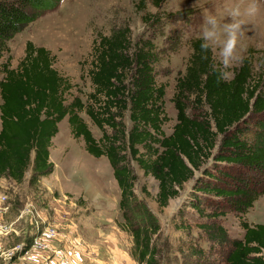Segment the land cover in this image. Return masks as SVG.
Listing matches in <instances>:
<instances>
[{
    "label": "trees",
    "instance_id": "trees-1",
    "mask_svg": "<svg viewBox=\"0 0 264 264\" xmlns=\"http://www.w3.org/2000/svg\"><path fill=\"white\" fill-rule=\"evenodd\" d=\"M162 1L153 0L156 6ZM145 3H139L141 10ZM49 7L50 0H0V56ZM143 18L150 24L159 21L152 13ZM190 43L192 52L173 97L177 121L167 134L166 90L157 80L162 55L154 37L135 40L129 24L100 34L90 52L93 90L86 100L79 95L70 101L74 84L54 67L53 52L28 40L16 67L10 55L0 65V178L22 182L31 171L29 182L36 186L51 174L52 139L68 117L87 151L109 159L121 190L124 226L131 229L140 264H159L153 246L157 229L134 220L137 174L131 159L158 180L161 207L191 181L188 204L199 215L240 217L244 233L239 238L231 239L216 220L203 224L216 232L214 240L228 246L219 264H264V222L253 224L244 216L264 194V58L256 71L250 57H243L232 78L218 82L209 70L211 57L201 59L200 41L193 37ZM82 112L101 130L100 138Z\"/></svg>",
    "mask_w": 264,
    "mask_h": 264
},
{
    "label": "rangeland",
    "instance_id": "rangeland-1",
    "mask_svg": "<svg viewBox=\"0 0 264 264\" xmlns=\"http://www.w3.org/2000/svg\"><path fill=\"white\" fill-rule=\"evenodd\" d=\"M139 3L141 0H50V7L9 41L10 52L0 56V65L10 55L16 67L31 40L53 52L54 67L74 84L68 101L79 95L86 100L93 90L88 70L94 41L100 34L129 24L135 40L154 37L162 55L157 80L165 85L168 120L163 128L169 134L177 121L173 100L177 78L185 71L201 14L222 12L224 0H163L158 6L146 0L144 10ZM145 13H152L159 21L146 22ZM238 51L240 60L235 66L249 56L255 70H260L264 14L245 28ZM81 115L100 138L98 126L85 112ZM50 158L54 170L36 186L29 182L31 171L22 182L0 178V264H61V260L71 264H140L133 253L131 229L124 226L121 190L108 157L88 152L84 139L73 135L65 117L52 139ZM131 164L137 174L134 220L157 229L153 246L159 264L223 263L228 246L214 240L216 232L203 224L216 220L231 239L239 238L244 233L240 217L230 212L217 219L199 215L188 204L191 181L161 207L158 180L145 174L133 159ZM244 216L253 224L264 222V194Z\"/></svg>",
    "mask_w": 264,
    "mask_h": 264
},
{
    "label": "clouds",
    "instance_id": "clouds-1",
    "mask_svg": "<svg viewBox=\"0 0 264 264\" xmlns=\"http://www.w3.org/2000/svg\"><path fill=\"white\" fill-rule=\"evenodd\" d=\"M262 14L264 0H224L222 12L201 14L195 38L200 41L201 59L211 57L209 70L217 74L218 82H228L234 75L231 69L240 60V36Z\"/></svg>",
    "mask_w": 264,
    "mask_h": 264
},
{
    "label": "built area",
    "instance_id": "built-area-1",
    "mask_svg": "<svg viewBox=\"0 0 264 264\" xmlns=\"http://www.w3.org/2000/svg\"><path fill=\"white\" fill-rule=\"evenodd\" d=\"M61 264H71V262L70 261H68V260H61V262H60Z\"/></svg>",
    "mask_w": 264,
    "mask_h": 264
},
{
    "label": "bare ground",
    "instance_id": "bare-ground-1",
    "mask_svg": "<svg viewBox=\"0 0 264 264\" xmlns=\"http://www.w3.org/2000/svg\"><path fill=\"white\" fill-rule=\"evenodd\" d=\"M67 30V29H66ZM47 31V30H46ZM49 31V30H48ZM52 31V30H51ZM57 33V32H56ZM56 33H54V34H56ZM38 35V34H37ZM68 35V34H67ZM64 36V35H63ZM50 37V36H49ZM52 37H53V35H52ZM57 38V37H56ZM50 40H52V39H50ZM59 40V39H58ZM61 40V39H60ZM56 41V40H55Z\"/></svg>",
    "mask_w": 264,
    "mask_h": 264
},
{
    "label": "crops",
    "instance_id": "crops-1",
    "mask_svg": "<svg viewBox=\"0 0 264 264\" xmlns=\"http://www.w3.org/2000/svg\"><path fill=\"white\" fill-rule=\"evenodd\" d=\"M0 128H1V125H0Z\"/></svg>",
    "mask_w": 264,
    "mask_h": 264
}]
</instances>
